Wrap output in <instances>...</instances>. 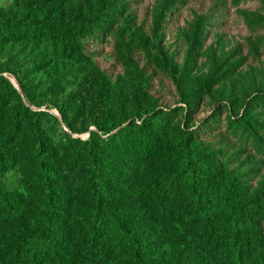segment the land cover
<instances>
[{
  "label": "rangeland",
  "instance_id": "obj_1",
  "mask_svg": "<svg viewBox=\"0 0 264 264\" xmlns=\"http://www.w3.org/2000/svg\"><path fill=\"white\" fill-rule=\"evenodd\" d=\"M0 187V264H264V0H0Z\"/></svg>",
  "mask_w": 264,
  "mask_h": 264
},
{
  "label": "trees",
  "instance_id": "obj_2",
  "mask_svg": "<svg viewBox=\"0 0 264 264\" xmlns=\"http://www.w3.org/2000/svg\"><path fill=\"white\" fill-rule=\"evenodd\" d=\"M15 22H19V20H14ZM174 112V107L169 109V113ZM98 124H101L100 122ZM238 126L241 125V123L236 124ZM116 135L121 139L122 143L126 144L127 148L129 149L126 152H131L136 155V153L146 154L148 148L150 145H152L151 137L145 136L144 133L141 135L142 138H138V131H134L128 123L123 124L120 126L116 131ZM91 145V144H90ZM91 151H94V149H90ZM103 167H107V164L104 163L102 165ZM2 191V187H0V194ZM3 200H5V197L2 196ZM222 204V208L227 209V214H225L226 220L229 218L232 220V225L235 229L238 227L244 229L245 233H250L253 235V245L256 248V253L251 256L252 262H255L256 260H259L260 262H264V245L259 243L257 241V224L255 216H258L257 210L254 211H245L240 212L239 207L240 205L237 204L238 200H234L232 202L224 201L220 202ZM189 221V218L188 220ZM224 229L226 225L223 226ZM221 226L218 227V230L221 231ZM117 238V236H114V238ZM229 238L226 240L225 246L227 248H223V252L229 251V249H232V254L238 253L239 249L242 247L241 242H237L238 240H234V237L232 235L228 236ZM146 245V244H144ZM238 260H236L237 262Z\"/></svg>",
  "mask_w": 264,
  "mask_h": 264
}]
</instances>
